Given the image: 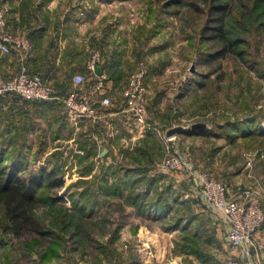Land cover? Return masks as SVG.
Segmentation results:
<instances>
[{"label": "rangeland", "instance_id": "obj_1", "mask_svg": "<svg viewBox=\"0 0 264 264\" xmlns=\"http://www.w3.org/2000/svg\"><path fill=\"white\" fill-rule=\"evenodd\" d=\"M1 7L14 34L18 30L12 28V15L17 10L26 24L46 23L49 18L57 26L69 22L87 40V52L98 55L99 64L111 70L106 85L114 93L121 92L129 71L141 61L147 64L149 75L148 126L141 132L136 156L125 163L121 153L115 155L106 145L95 153L89 151L82 136L55 144L42 121L37 133L33 129L29 133L22 116L13 121V115L6 112L12 102H29L14 95L0 96L4 165L16 163L24 178L44 169L55 171L63 180L61 187L37 192L43 204L34 211L42 226L60 238L38 237L28 230L19 237L5 232L0 202V264H38L37 260L42 264H117L123 261L117 253L135 260L134 236L140 226L148 235L146 228L160 235L169 233L167 224L173 217L181 219L182 204L204 206L209 214L217 211L206 201L200 174L227 188V180L237 177L231 187L240 192L250 189L263 208L264 0H0ZM219 29L237 42L233 53L223 51ZM11 54H0V63H6L4 58ZM9 75L0 72V78ZM194 124L204 127L191 130ZM171 129L177 132L167 140ZM110 150L115 156L104 163L103 156ZM171 158L186 162L187 169H172L167 164ZM84 161H93L87 176L82 173L89 167ZM138 167L146 176L135 183L131 199L126 201L129 187L123 189V196L112 190L102 195V190L115 188L118 180L111 175L116 170L121 175L124 169ZM149 179L153 180L148 183ZM139 192L141 199L131 204L132 195ZM157 204L164 212L166 205L179 208L169 221L157 224L155 217L160 221L168 217L163 211L156 216ZM123 220L126 226L116 233ZM74 221L78 231L70 226ZM110 235L118 237L111 241ZM119 237L125 239L120 246ZM52 240L57 244L51 245ZM197 246L195 240L190 247Z\"/></svg>", "mask_w": 264, "mask_h": 264}, {"label": "crops", "instance_id": "obj_2", "mask_svg": "<svg viewBox=\"0 0 264 264\" xmlns=\"http://www.w3.org/2000/svg\"><path fill=\"white\" fill-rule=\"evenodd\" d=\"M12 18V28L15 29L14 26H16L17 34H24L31 45V52L26 59L27 69L32 74L42 76L53 87L55 94L72 89V78L77 74H82L87 78L84 88L88 89L94 84L96 77L92 76L86 67L92 57V54L87 52L88 42L81 37L82 35L74 32V28L69 22L57 26V23L52 21L53 18H49L46 23L28 21L29 24H26L22 23L19 10L12 15ZM4 59L6 63H0V72L5 71L12 76L15 75L18 71L16 55L11 54ZM98 68L106 76L110 71L103 65H99ZM123 83L122 89L126 84V78ZM106 95L111 98L112 105L111 107L102 106L99 102L101 96L98 95L96 105L100 112V118L95 122L75 124L69 121L64 115L61 104L56 100L25 105L12 102L7 105L6 112L13 115L11 117L13 121L22 116L23 122H26L29 127V133L32 129L37 133L38 122L42 121V124L46 125L47 131L50 130V134L53 135L51 141L55 144L62 141H76L82 136L85 138V147L93 148L94 152L98 149L101 150L103 145H106V148L111 147L114 149L115 155L116 152L121 153V158L124 159L120 158V161L125 163L124 160H129L132 151L142 142L140 139L142 130L134 126L130 120V114L126 109H123L121 92L114 93L107 87ZM23 125L25 126V124ZM167 136L168 134L165 135V137ZM102 151L105 152L106 149L104 148ZM214 152L216 151L213 150ZM115 155H112V152L104 154L102 161L105 163L108 159L112 160ZM137 177L143 178L139 174ZM227 181L231 196H239L240 191L231 187L233 184H237V177H231ZM180 206L182 207L181 219L173 217V221L167 224L171 227L169 233L160 235L146 228V232L150 233L148 235L141 231L142 226H140V230L134 236L135 253L133 254L136 257L135 260L131 255L128 258L127 255L124 257L126 253H117L123 260L117 264H225V260L228 258L249 261L251 264H264V224L255 234V237L263 244L262 249L259 251L250 247L239 250L230 249L228 243L229 225L221 213L213 211L209 214L206 207L200 205L182 204ZM166 207L165 212L168 217L162 218V221L155 217L154 221L157 224L163 220L169 221L170 216L172 217L179 208V206L171 205H166ZM126 224L123 226L125 227ZM178 239L181 240L180 243H178ZM155 240L161 247L160 251ZM195 240L198 246L196 249H191V243ZM123 241L119 237L117 245L120 246ZM145 245L149 246V250ZM37 263L42 264L41 260H37ZM44 263L48 264V262ZM101 263L103 264V261Z\"/></svg>", "mask_w": 264, "mask_h": 264}, {"label": "built area", "instance_id": "obj_3", "mask_svg": "<svg viewBox=\"0 0 264 264\" xmlns=\"http://www.w3.org/2000/svg\"><path fill=\"white\" fill-rule=\"evenodd\" d=\"M15 52L18 57L19 69L10 78H0V96L14 95L20 101L31 103L58 101L65 117L75 123L95 122L100 118L96 105L97 96L104 107H111L112 100L106 95L107 76L97 74L99 56H92L87 62V70L96 77L94 84L84 88L87 78L82 74L73 76V88L65 95H56L53 87L40 75L32 74L27 69L26 59L31 52V45L25 35L14 34L10 29L9 18L4 9L0 8V54ZM147 64L141 61L135 69L129 71L126 84L121 91L123 109L130 114V120L136 128L143 130L148 126L147 110ZM168 137L167 140H171ZM175 170H186L187 163L178 158L167 161ZM206 201L224 215L228 222V243L232 249L239 250L246 247L259 251L263 244L255 237L256 232L264 224V211L253 191L243 189L239 196L231 197L227 186L221 181L209 179L200 174ZM225 264H251L249 261L228 258Z\"/></svg>", "mask_w": 264, "mask_h": 264}, {"label": "trees", "instance_id": "obj_4", "mask_svg": "<svg viewBox=\"0 0 264 264\" xmlns=\"http://www.w3.org/2000/svg\"><path fill=\"white\" fill-rule=\"evenodd\" d=\"M220 27H222L221 24ZM218 31H219V35L217 36H220L221 40H223V48H224L223 51L233 53L234 52L233 50L235 49L237 42L235 40L226 38L225 35L222 33V29H219ZM148 75L149 74L147 72L146 79H148ZM113 78L116 80V77ZM67 92L68 91H64L62 93H57V94L61 96V95H65ZM90 149L91 150L89 151L94 150L93 148ZM138 149H140V147L135 148L134 151H132L133 153L130 154V157L136 156V153L139 151ZM111 151L112 150H110V152ZM93 153L95 152L93 151ZM84 162L85 163L87 162L86 164L89 165V167L84 172H82L84 175L87 176L92 169L91 163L93 161L91 163L90 161L89 162L84 161ZM13 164L16 165V163ZM13 164L12 166L7 167L6 165H4L3 157L0 156V202L2 204V207L4 208V219H6V223L3 225L2 230H4L5 232L6 231L11 232L15 237L21 236L22 233L28 230L33 232L38 237L52 238L53 237L52 232L50 230H47L45 227H43L42 224L39 222L40 220L38 221L34 214V211L39 206H41V204H43L41 202L43 200V197L39 196L37 192L43 189H54L57 187H61L63 185V180L61 179V177L56 176L55 171H45L44 169L40 170L38 174L31 175L28 178H24L19 175L20 167L18 165L13 166ZM80 164L83 165V163ZM106 173L109 174V170H106ZM137 174L141 175L143 178H145L146 176V172H143L139 167L136 170L124 169L121 175H119V172H117L116 170L111 175V178H116V180H118L117 184L115 185V188L113 189L107 188L106 190L101 189L102 192H104L102 195L105 197V195L111 193L110 190H112L113 193L116 192L117 195L120 194L123 196L124 195L123 189L129 187L131 189L127 194L128 198H126V201L131 199L129 198V196H131V193L136 187L135 183H138L143 179L141 177H137ZM151 180L153 179H149V181L147 182L150 183ZM103 183H105V185L107 184V177L103 178ZM132 196L133 199L131 204L135 203L134 205H137L139 199H141L142 194H140L139 192ZM121 207H122L121 204H119L120 209ZM154 207L156 213L159 211L164 212L162 207L161 208L159 207V204L154 205ZM163 212L162 214L165 213ZM69 221L71 222L72 220ZM125 223L126 222H124L123 220V224L118 226V230H116L117 231L116 233L119 232V230L123 227ZM77 225H78L77 221H74L73 223L70 224V226L73 228L74 231L79 230ZM104 236L105 235H102V237ZM57 237L60 238V236H55L53 238L56 239ZM109 237L110 240L113 241L118 237V235L117 236L110 235ZM35 240L36 239L32 241ZM50 244L56 245L57 243L56 241L52 240ZM43 256L44 255H42V257Z\"/></svg>", "mask_w": 264, "mask_h": 264}, {"label": "water", "instance_id": "obj_5", "mask_svg": "<svg viewBox=\"0 0 264 264\" xmlns=\"http://www.w3.org/2000/svg\"><path fill=\"white\" fill-rule=\"evenodd\" d=\"M100 69L98 68L97 69V74H100ZM204 125L203 124H194L191 126V130H196V129H200V128H203ZM177 132V129H171L169 132H168V137L172 136L173 134H175Z\"/></svg>", "mask_w": 264, "mask_h": 264}]
</instances>
